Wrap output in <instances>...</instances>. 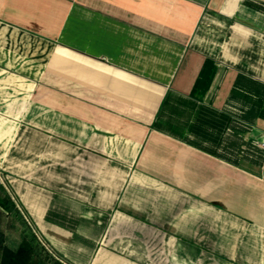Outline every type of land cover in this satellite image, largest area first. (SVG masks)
<instances>
[{"label": "crops", "instance_id": "crops-1", "mask_svg": "<svg viewBox=\"0 0 264 264\" xmlns=\"http://www.w3.org/2000/svg\"><path fill=\"white\" fill-rule=\"evenodd\" d=\"M0 181L65 264H264V0H0Z\"/></svg>", "mask_w": 264, "mask_h": 264}, {"label": "trees", "instance_id": "trees-1", "mask_svg": "<svg viewBox=\"0 0 264 264\" xmlns=\"http://www.w3.org/2000/svg\"><path fill=\"white\" fill-rule=\"evenodd\" d=\"M0 211L4 212L6 215H12L15 220H19L23 224L20 241L15 247H10L4 242V232L0 229V264H32L33 259L39 254V243L36 234L32 231L30 226L25 224L26 220L16 208L15 202L10 193L1 182ZM47 264L64 263L53 260Z\"/></svg>", "mask_w": 264, "mask_h": 264}, {"label": "rangeland", "instance_id": "rangeland-1", "mask_svg": "<svg viewBox=\"0 0 264 264\" xmlns=\"http://www.w3.org/2000/svg\"><path fill=\"white\" fill-rule=\"evenodd\" d=\"M26 222L25 224L30 226L29 223ZM22 225V222L19 220H15L12 215H6L4 212L0 211V229L4 232V242L8 246L15 247L18 244V242L20 241L21 228L23 227ZM36 237L39 243V254H37V256L33 259L32 264H47L48 262H52L53 260L61 261L45 247V245L41 241V238L37 236V234Z\"/></svg>", "mask_w": 264, "mask_h": 264}]
</instances>
